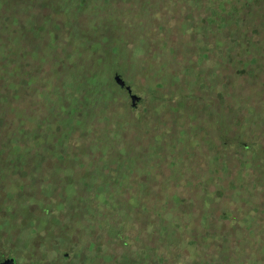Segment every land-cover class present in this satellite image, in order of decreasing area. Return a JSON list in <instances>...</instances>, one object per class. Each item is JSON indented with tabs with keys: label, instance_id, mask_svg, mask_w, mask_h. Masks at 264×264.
<instances>
[{
	"label": "rangeland",
	"instance_id": "374dc122",
	"mask_svg": "<svg viewBox=\"0 0 264 264\" xmlns=\"http://www.w3.org/2000/svg\"><path fill=\"white\" fill-rule=\"evenodd\" d=\"M260 8L261 5H258L255 10L258 13L257 17L251 15L247 19L242 18L240 26L244 31L248 30L247 33H251L252 27L254 29L255 26L264 28V14L260 13ZM53 13L55 12L52 11L50 18ZM87 13L84 12L82 17L88 24L79 26L81 28L79 32L77 26L69 21L68 15L66 17L57 15V19L61 22L59 26L63 27L65 32L64 35L60 36L56 43L53 42L52 46L42 40V46L35 48L40 54L35 58L34 55L30 56L26 66L30 76L35 77L34 69H38V73L43 76L48 69H51L50 63L56 62L53 57H65L68 64H61L60 72L65 71L70 76H78L81 75L83 61L82 63L78 61L77 51L84 52L82 59L87 56L89 59L92 51L99 53V58L102 60L90 73V76L94 74L96 80V84L92 86L94 89L90 88L92 91H86L83 97L73 96L72 101L82 109L80 111L87 112L94 109L93 113H87V122L91 124V135L95 133L100 137L104 149L119 150L120 145L123 146L119 144L120 140H113L112 132L115 130V123H124L125 120L129 123V127L122 132L124 137L134 139L133 152L137 153L145 149L149 145L148 131L145 130V125L137 124L139 121L137 117L140 118L145 110H151L152 114V111L157 109L159 114L157 120L162 119L164 124L167 107L175 105L173 107L175 113L168 115L167 121L174 126L172 133L181 129L180 116H186L185 98L183 100L182 97L189 95L197 98L199 108L197 116L194 117L197 120L194 129L196 135L202 139L200 151L203 150V153L198 158V163L203 164V169L200 167L201 172L198 175L208 179L211 178L210 170L208 171L210 167L207 165L210 163L208 155L213 154L211 157H215L219 144L221 112L218 108V100L222 99V95L229 94L237 101L243 100V105L248 106L250 113L260 117L258 124L264 126V107L261 106L264 98L259 97L252 76H237L238 70L243 69L242 67L236 70L234 66H227L225 71H221L217 52L213 50L214 55L210 56L211 60L196 69L201 71L203 67L200 78L196 71L183 75L185 66L180 57L182 53L176 50L172 52L170 48L165 50L161 48L163 51H160L162 47L160 38H164V41L169 43L167 41L169 37L158 33L153 35L155 43L152 45L149 42L153 46L151 47L146 42L147 35L141 36V31H138L140 35L132 36L131 31L126 28L119 30L131 42L127 47L123 44L124 51H132L135 56L130 55L131 58L138 60L140 65L133 67V61L117 59L111 54L113 49L107 54L106 47L101 44L103 38L100 36L98 46L96 43L88 44L86 48L80 50L83 43H90L87 36L83 37L87 34V30L89 31V23L97 26L94 21L109 19L108 25L113 29L117 28V22L113 18L115 12L98 11L85 16ZM234 25L235 22L233 28ZM47 30L48 28L42 31L45 37ZM214 38L211 40L213 41ZM260 40L263 42L262 30L258 36L259 42H256L260 43ZM37 41L40 39L31 37L30 45L34 47ZM61 45L63 47H60ZM50 46L51 48H48ZM215 64L216 68L213 69ZM143 69L145 71L152 69L159 72L158 75L163 73L160 76L164 78L163 81L160 79L158 84L154 83V78L150 74H145ZM117 74L121 75L132 88L133 93L140 97L135 107L132 106L127 91L115 82L114 78ZM151 75H154V72ZM90 76L86 75L88 78ZM28 81L31 82L30 77ZM100 86L112 97L108 106L95 103L97 100L94 99L100 94L94 92ZM78 88L84 92L83 87ZM84 98L87 100L80 103ZM36 100L29 93L24 101V104H28L31 108L26 116L31 120L30 123L33 121L31 118L34 117V120L40 124L38 129L34 122L31 127L25 129L27 132L24 133L28 138L25 143L22 142L21 149L27 157L26 160L3 164L6 168L0 178V251L2 253L12 256L19 264H264V240L260 236L258 238L245 232L240 228V222L234 225V214H232L234 204H230L227 200L218 206L200 204V206L175 208L153 203L145 207L123 204L113 206L110 198L106 196V190L100 186L96 187L97 182H102L107 176L112 175L109 168L99 161L84 157L83 149L87 154H91L90 144L87 140L81 144L80 141L75 142L80 139V132L75 134L69 132L65 140L62 135H55L53 139L52 136H48L46 121L48 106L41 103L42 100H47V96L37 100L38 105L33 103ZM243 111L247 112L245 109ZM12 112L6 114L7 118L16 119V114ZM106 115H110L113 120L109 123L105 122ZM248 117L250 118L249 115ZM135 124L140 128L137 126L138 130L130 132V126ZM65 130L67 129L62 128L61 134ZM10 131L11 134L6 133V136L14 135V127ZM261 131L257 129L259 135ZM206 141L208 144L204 147ZM261 142L263 145V140ZM159 147L157 151L161 156L158 161L165 166L145 171L141 170L143 166L140 165V174H148L149 178L155 176L154 181L157 182L150 180L152 189L130 187L124 191H114L116 197L127 195L147 197L152 196L153 193L160 202L164 197L174 193L188 194L187 178L196 171L193 173L182 171L183 175L176 173V169L171 168L174 167L170 165L171 161L175 160L176 155L182 156L183 153L176 150L173 155L162 154V144ZM187 148L189 152L191 149ZM163 157L165 160L162 161ZM123 160L126 161L125 158ZM145 160L150 161L147 158ZM212 172L214 177L216 176L212 185H216L219 183L218 175L222 176V174L217 175L214 168ZM224 177H227V174ZM169 178L180 181L167 182ZM129 211L133 213L130 214ZM230 214L232 217L229 216Z\"/></svg>",
	"mask_w": 264,
	"mask_h": 264
},
{
	"label": "trees",
	"instance_id": "16d2710c",
	"mask_svg": "<svg viewBox=\"0 0 264 264\" xmlns=\"http://www.w3.org/2000/svg\"><path fill=\"white\" fill-rule=\"evenodd\" d=\"M258 5H261L260 13L264 14V0H0V178L6 168L3 167L4 165L26 160L27 157L21 149L22 142L25 143L28 138L24 133L27 132L25 129L31 127L33 122L37 129L40 128V124L34 120V117L31 118L33 120L31 123V120L26 117L31 109L28 104H24L26 97L29 93L37 100H42L47 96V100L41 102L44 106H48L47 135L52 136V139L55 135H62L65 140L69 132L70 134L80 132V139L75 142L80 141L79 144H81L87 140L90 144L91 154H87L83 149L84 157L101 162L112 173L102 182L99 181L100 184L97 182L96 187L100 186L106 190V196L110 198L113 206L123 204L145 207L154 204L180 208L200 206V204L218 206L227 200L230 204H234V213H232L234 214V225L240 222V228L245 232L252 236H260L264 240V126L258 124L260 117L250 113L248 106L243 105V100L238 98L237 101L229 94L222 95V99L218 100V108L221 112L219 115V144L215 157H211L213 154L208 155L210 163L207 165L210 167L208 171L210 170L211 178L206 179L198 175L201 172L200 167L203 169V164L198 163L203 150L200 151L202 139L196 135L194 129L197 124L194 117L199 112L197 98L189 95L182 97L183 100L185 98L186 116H180L181 129L174 133H172L174 126L167 120L168 115L175 113L173 108L175 105L167 107L166 110L169 113L165 115L164 124L162 119L157 120L159 115L157 109L152 111V114L151 110L142 112L141 117H137L139 119L137 124L145 125V130L149 135L147 143L149 145L137 153L133 152L134 139L124 137L122 132L129 127V123L126 120L124 123H115L112 138L120 140L119 144L123 146L120 145L119 150H107L102 146L100 137L95 133L91 135V124L87 122V113H93L94 109L87 110V112L80 111L81 108L72 101L73 96L83 97L86 91H92L90 88L96 84L94 74L90 76V73L102 60L99 58V53L92 51L90 58L87 59V56L84 60L82 59L84 52L77 51L78 61L81 63L83 61L81 75L78 76H70L65 71L60 72V65L67 63L65 57H53L56 62L50 63L51 69H48L46 75L43 76L38 73V69L33 71L35 77L30 76L26 66V61L30 56L34 55L35 58L40 54L35 48L42 46V40L52 46L53 42L56 43L60 36L64 35L65 32L63 27L59 26L61 22L57 19V15L62 17L68 15L69 21L77 26L79 32V26L88 24L85 23L86 20L83 21L84 12L88 11L85 16H89L98 11H112L115 12L113 18L119 29L116 28V30L109 26V19L94 21L97 26L89 23V31L87 30V34L83 37L87 36L90 43H83L80 50L86 48L88 44L96 43L98 46L100 36L103 38L101 44L103 43L104 48L106 47L107 54L113 49L114 51L110 52L113 56L119 60L123 58L129 62L133 61V67H135L140 65V62L131 58L135 56L132 51H124L123 44L127 47L131 42L119 30L126 28L131 31L132 36L141 31V36H148L146 42L151 47L155 43L153 35L158 33L169 37L167 39L169 43L165 42L164 38H160L162 42L160 51L170 48L172 52L176 50L182 53L180 57L185 66L183 75L188 72L195 73L198 66L211 60L210 56L214 55L215 51L221 71H225L227 66H234L236 70L242 67L243 69L238 70L237 76H252L255 79L253 84L256 85L259 97L264 98V28L255 26L254 29L252 27L251 33H247L248 30L244 31L240 26L242 18L247 19L251 15L258 16L255 11ZM52 11L55 13L50 18ZM234 22L236 25L233 28ZM46 28H48L47 37L42 35V31ZM261 30L263 42L260 40V43H257ZM31 37H35L36 40L40 39L34 43V47L30 45ZM213 37L215 38L212 41ZM107 54L106 57H108ZM212 68L215 69L216 64ZM144 72L150 74L156 84L158 80L163 81L164 79L160 78L163 73L158 75L159 72L152 69L144 70ZM152 72L154 75H151ZM196 72L200 78L203 74V67L201 71ZM88 74L89 78L86 77ZM29 77L31 82L28 81ZM79 86L83 87L84 92L80 91ZM94 93L100 94L94 99L97 100L96 104L108 106V103L112 101V97L106 90H102L101 86ZM37 100L33 102L35 105L39 104ZM86 100L84 98V101L80 103ZM13 106L14 111L12 112ZM261 106L264 107V99ZM9 111L16 114V119L7 118L6 114ZM18 117L20 118L17 122ZM110 120H113L110 115L104 116L105 122L109 123ZM137 124L130 126V132L138 130ZM13 127L14 135L6 136V133L11 134L10 130ZM62 128L67 130L61 134ZM257 129L262 130L260 135ZM261 140H263V145ZM161 144L162 154L173 155L176 150L183 153L182 156L176 155L175 160L171 161L170 165H174L171 168L176 169V173L183 175V172L196 171L194 175L187 178L188 194L174 193L164 197L160 202L153 193L152 196L147 197L133 195L116 197L114 191H124L130 187H153L150 185V180L154 181L155 176L149 178L148 174H140V165L143 166L141 170L145 171L165 166L158 161L161 155L157 150L160 149ZM207 144L206 141L204 147ZM187 147L191 149L189 152ZM172 149L175 150L172 151ZM124 158L126 161L123 160ZM146 158L150 161L146 162ZM161 160H165V157ZM212 168L215 169L217 175L222 174V176L218 175L219 183L216 185H212L216 180ZM225 174L227 177H224ZM168 181L177 183L180 180L169 178ZM21 189H23L22 186ZM232 214L229 216L232 217Z\"/></svg>",
	"mask_w": 264,
	"mask_h": 264
},
{
	"label": "water",
	"instance_id": "95a60500",
	"mask_svg": "<svg viewBox=\"0 0 264 264\" xmlns=\"http://www.w3.org/2000/svg\"><path fill=\"white\" fill-rule=\"evenodd\" d=\"M115 82L122 88L125 89L127 91V93L129 94L131 101H132V106L135 107L137 102L140 101V97L137 96L136 94L133 93V90L130 86L127 85L126 81L122 78L121 75H116L115 76Z\"/></svg>",
	"mask_w": 264,
	"mask_h": 264
},
{
	"label": "flooded vegetation",
	"instance_id": "af4514ba",
	"mask_svg": "<svg viewBox=\"0 0 264 264\" xmlns=\"http://www.w3.org/2000/svg\"><path fill=\"white\" fill-rule=\"evenodd\" d=\"M0 264H19L18 261L6 253L0 251Z\"/></svg>",
	"mask_w": 264,
	"mask_h": 264
}]
</instances>
